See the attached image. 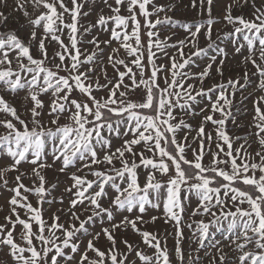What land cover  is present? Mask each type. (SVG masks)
Instances as JSON below:
<instances>
[{
    "label": "snow or ice",
    "instance_id": "snow-or-ice-1",
    "mask_svg": "<svg viewBox=\"0 0 264 264\" xmlns=\"http://www.w3.org/2000/svg\"><path fill=\"white\" fill-rule=\"evenodd\" d=\"M15 2L28 17L24 4ZM179 2L31 0L37 14L30 20L28 41L0 32V189L11 193L0 204L5 213L0 251L7 250L11 264H172L167 244L162 247L158 235L144 229L161 218L175 229L178 264H199L201 257H185L181 245L182 214L193 198L190 216L202 217L193 221L197 253L215 248L222 252L219 264H232L229 252H223L227 247L239 253L238 264H264V95L253 101L248 133L230 135L227 121L244 127L236 124L240 109L234 97L251 86L250 74L245 70L242 77L204 87L214 66L223 78L228 55L212 40L219 22L211 15L216 0H191V7L199 4L207 18L184 23L168 15ZM249 3L252 19L232 15L234 5ZM85 4L92 6L89 11H83ZM97 5L102 7L95 21L81 24ZM0 18L8 19L2 11ZM222 19L232 31L217 39L230 40L235 54L246 48L241 64L252 65L255 87L264 92V3L232 0ZM177 27L184 38L173 42ZM162 29L170 34L161 38ZM94 30L96 35L86 39ZM201 35L206 47L199 46ZM52 42L58 48L49 55ZM209 49L216 54L191 71L193 57L207 56ZM137 91L141 98L131 99ZM6 96L21 100L25 118ZM205 98L208 104L200 107ZM196 117L201 119L194 127L190 120ZM251 136L258 145L254 152ZM206 156L211 157L207 164ZM24 163L30 171H21ZM49 169L71 182L64 188L70 195L67 207L63 195H51L59 181L48 183L44 173ZM56 203L62 206L51 211ZM150 209H162V217L150 215ZM129 235L155 251L145 254Z\"/></svg>",
    "mask_w": 264,
    "mask_h": 264
},
{
    "label": "rangeland",
    "instance_id": "rangeland-1",
    "mask_svg": "<svg viewBox=\"0 0 264 264\" xmlns=\"http://www.w3.org/2000/svg\"><path fill=\"white\" fill-rule=\"evenodd\" d=\"M158 4H168L172 2V0H156ZM21 4H24L25 9L28 11L29 15L28 17L24 16V11L23 10H16V2L15 0H7L6 5L4 3H0V11L4 12V14L8 17L7 21H3L2 18H0V24L3 26L0 27V32L7 33V32H14L20 39L23 41L27 42L30 36V32L32 30V26L30 25V20L35 19L36 12L33 9V6L31 4V0H20ZM232 3V0H216V2L212 5L211 9V15L213 18H219V22L215 23L213 25L212 29V40L216 42V44L219 47L225 48L227 52V58H226V63L224 66V76L221 78L218 76L215 72V66L212 69V75L211 78L207 79L205 81L204 87H210L214 83H220L222 81H227L229 77L235 79L237 76L242 77L243 73L245 70H247L250 74L252 84L249 86L243 93L237 92L234 100H235V106L240 109L238 113H236V124H241L244 125V127H236L231 120L226 122V127L230 135H238L241 137H244L248 131L249 128L247 127L248 125L251 124L252 120V115H254V108H253V101L261 96L264 95V92H261L260 90L256 89L255 84L257 81V78L254 76H251V73L255 71V69L252 67L251 64H241V61L243 59V56L247 54L246 48L242 51L241 54H235L234 48L231 44L230 40H223V39H217L218 36L223 37L225 32H231L232 31V26L227 25L226 22L223 21L222 17L225 14V8L228 4ZM262 3H264V0H256V6L261 7ZM69 7H71V4H68ZM92 7L90 4H85L83 11H89V8ZM102 5H97L93 11L92 14L86 18H81L80 23L81 24H86L89 21L94 22L97 14L100 11V8ZM254 9L252 8L251 4L243 5V6H233L232 8V15L233 16H243L245 19H252V12ZM201 9L199 4H197L196 8L191 7V0H180V2L177 4L175 11L168 13V15H171L174 17V19L180 21L181 23L184 22H197L200 21L202 22L204 19L207 18V12L205 11L203 16L200 15ZM105 13H107V9H105ZM163 16V14H161ZM155 19V17H153ZM66 20L70 22V18L66 16ZM42 31V30H41ZM41 31H38L37 35L38 38L41 34ZM67 31V30H65ZM175 31L176 35L173 37V42H175L176 39H183L184 38V32L183 29L177 27L176 29H173ZM169 31L167 29H162L161 30V38H163L166 35H169ZM92 35H96V30L92 32L91 35L87 36L86 39H91ZM101 38H106V34L101 33ZM62 39L65 40V43H67V37H62ZM38 42V41H37ZM47 44V41H46ZM199 46L200 47H206L207 46V41L205 40L204 36H200V41H199ZM84 47H90L88 45H84ZM58 46L55 44V42H52V44L48 45V53L49 55L52 54L54 50H56ZM189 49H185V52H187ZM32 52L34 55H36L35 48L32 49ZM216 53L209 49L207 56H201V57H193V60L195 61V64L191 67V71L196 72L202 69L206 64L209 62L208 58L212 55H215ZM259 62V61H258ZM158 63L162 64H167L168 61L167 59H160L158 60ZM217 64L219 63V58L216 62ZM199 66V67H197ZM63 74V73H62ZM108 75L111 78L114 74L111 70V68L108 69ZM191 82V81H190ZM243 83V80H241ZM162 84V81H161ZM163 86V85H162ZM20 96H23V93L20 94ZM243 97H248L246 100H242ZM133 100H138L141 98V94L139 91H137L136 94L132 95L130 97ZM215 96H213V99ZM6 99L10 101V103H13L18 110L21 112V118H25L23 115V108L21 107V100L19 98L13 100L11 96H6ZM242 101V102H241ZM206 104H208V100L205 98L201 100L200 107H204ZM30 106V104H29ZM261 107H264V104L261 105ZM217 118H219V114H217ZM201 118L196 117L190 120V123L194 127L198 125V122ZM209 128H211V125H209ZM2 131V129H0ZM254 132L255 129H252ZM181 137L183 136V133L179 134ZM196 133L192 132L189 136V142L191 143L192 136H195ZM243 140L238 142L234 146H238L239 143H242ZM248 142L252 144V148L250 151L254 152L255 149L258 148V145L255 143V137L251 136L248 138ZM118 143V142H117ZM193 147H197V144H193ZM213 148H215V145H213ZM188 158L191 159V153L189 152ZM211 159L210 156L205 157V164L209 162ZM5 162H10L7 161L5 158ZM49 163H51V159L49 158ZM58 167V165H57ZM21 171H30L31 165L24 163L20 166ZM72 171H75V169H72ZM17 173H9L8 178L10 180V187L14 186L11 181L14 180V177ZM46 179L49 184L56 183L57 179L59 181L58 187L52 191L51 195L54 197H61L63 195L64 197V207H67L68 205V200L70 199V195L64 192V188L67 187L71 182L67 179V177L64 174L58 173L55 169H49L46 171ZM89 179H92V177H88ZM30 179H25L23 182L26 185H30ZM143 180V177H141ZM166 179V178H164ZM11 195L10 192L4 191L0 189V204H5L6 199ZM31 198V197H30ZM62 205L59 203H56L52 205L51 211H55L57 208H60ZM195 198H193V203L188 206V210L183 213V224H182V232H183V237L184 239L181 241L182 245V250L185 254V257L189 253L193 257H196L197 255L201 257L199 264H212L213 259H215L216 264H219V255L222 254L218 253L215 248H212L210 251L209 249H203L199 251L198 253L196 252V249L198 248V242L195 241L192 237V231L195 229L196 225L193 223V221H199L202 219L200 216H195L191 217L190 216V211L195 208ZM44 207L48 209V205L45 204ZM150 215H159L162 217V209L161 210H155V209H150L149 210ZM5 213H0V219H2V216ZM47 215V213H46ZM149 216L146 215L145 219H148ZM205 222L209 219V217L205 216L203 217ZM100 223V221H97V225ZM191 223L192 228H188L186 225ZM145 230H148L149 232L155 233L158 235V238L161 241V246L163 247L165 243L167 244V247L169 249L171 258H172V264H178V262L175 259L174 255V247H175V229L173 227L172 223L165 224L163 218L158 219L155 223L152 224H147L144 226ZM96 230L98 231L99 228L97 227ZM129 240L131 243L134 245L138 244L140 247V250L144 251L145 254L151 255L155 250L148 248L146 245L143 244V242L140 240L139 236L136 235H129ZM215 238L217 240H221L222 243H227L226 241H223V237L220 233L215 234ZM121 249L124 248L123 245H119ZM234 247V245H233ZM246 251L249 249H245ZM206 252L209 254L206 255ZM223 252H229L230 256L232 257V264H238V260L236 257H238L239 253H233L228 249L227 247L223 248ZM7 250L4 249L3 251H0V264H5L7 261V264H11V258L7 256ZM89 255H93L89 253ZM136 264H139V261H136Z\"/></svg>",
    "mask_w": 264,
    "mask_h": 264
}]
</instances>
